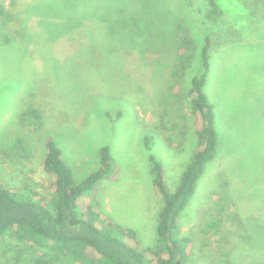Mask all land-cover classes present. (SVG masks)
I'll list each match as a JSON object with an SVG mask.
<instances>
[{"label":"rangeland","instance_id":"1","mask_svg":"<svg viewBox=\"0 0 264 264\" xmlns=\"http://www.w3.org/2000/svg\"><path fill=\"white\" fill-rule=\"evenodd\" d=\"M233 38L218 48L212 34L204 90L215 107L217 148L179 216L192 239L185 264H264V0H218ZM197 0H0V176L48 193L41 168L44 140L61 149L74 182L100 165L110 147L114 177L96 192L101 210L156 243L160 201L149 154L174 190L195 145L187 113L185 70L179 102L180 146L169 147L153 111L176 60L179 35L199 46L215 24ZM173 35V37H172ZM36 109L37 121L24 116ZM157 112V110H156ZM22 115L24 118H22ZM146 135L152 136L150 149ZM0 264H33L32 249L0 245Z\"/></svg>","mask_w":264,"mask_h":264},{"label":"trees","instance_id":"2","mask_svg":"<svg viewBox=\"0 0 264 264\" xmlns=\"http://www.w3.org/2000/svg\"><path fill=\"white\" fill-rule=\"evenodd\" d=\"M196 6L204 19L215 24L216 33L209 32L202 38L197 72L193 70L195 47L191 45L192 40L179 35L176 60L168 71L157 109L152 112L153 124L160 128L165 143L178 148V140L183 139L178 130L181 125L172 119L170 109L179 102L181 81L185 70L189 69L185 81L187 113L195 145L174 190H169L164 181L160 160L153 153L149 154L152 183L160 201L155 245L144 246L134 229L108 217L96 200L99 182L114 177L115 163L110 147L101 146L99 167L81 181L74 182L61 149L51 138L44 140L40 160L41 168L51 178L47 194L43 195L28 184L10 187L0 176V245L10 239L32 249L33 264H185L193 243L190 237L180 233L179 216L193 196L207 164L214 159L217 148L215 107L204 90L210 71L211 38L212 34L220 37L218 48H221L233 38L235 31L228 24L218 0H197ZM23 115L40 120L34 108ZM152 144V136L146 135L147 149Z\"/></svg>","mask_w":264,"mask_h":264}]
</instances>
